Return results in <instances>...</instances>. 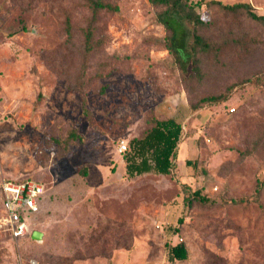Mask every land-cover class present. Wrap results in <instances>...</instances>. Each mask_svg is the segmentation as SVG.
<instances>
[{
	"label": "rangeland",
	"instance_id": "rangeland-1",
	"mask_svg": "<svg viewBox=\"0 0 264 264\" xmlns=\"http://www.w3.org/2000/svg\"><path fill=\"white\" fill-rule=\"evenodd\" d=\"M99 1L0 0V181L47 191L29 238L0 231V264H264V23L221 6L264 0H189L211 45L196 69L164 5ZM156 116L182 124L174 167L129 175L119 141Z\"/></svg>",
	"mask_w": 264,
	"mask_h": 264
},
{
	"label": "trees",
	"instance_id": "trees-1",
	"mask_svg": "<svg viewBox=\"0 0 264 264\" xmlns=\"http://www.w3.org/2000/svg\"><path fill=\"white\" fill-rule=\"evenodd\" d=\"M154 4L164 5L165 8L158 13V19L171 31L169 36V50L176 61L181 65L191 63L193 69L198 66L196 56L198 50H208L211 45L206 38L192 29L194 26L204 24L201 14L189 0H151ZM221 4L219 1H216ZM93 7L98 10L109 5L99 0H92ZM228 10L244 9L253 19L264 23V15L258 14L251 3L239 2L236 4H221ZM183 70V69H182ZM81 98L83 110L86 111L87 99L82 82H77L73 87ZM224 95L207 96L204 102L219 101ZM182 133V124L175 117H153L151 127L141 136L134 137L128 143L125 151L127 157V172L129 175L142 174L154 171L161 174H169L174 167V159L177 157V148ZM188 164L192 162L187 161ZM86 173V171H84ZM193 198L206 201L200 190L193 192ZM188 248L185 243L179 242L169 248V259L186 260Z\"/></svg>",
	"mask_w": 264,
	"mask_h": 264
},
{
	"label": "built area",
	"instance_id": "built-area-1",
	"mask_svg": "<svg viewBox=\"0 0 264 264\" xmlns=\"http://www.w3.org/2000/svg\"><path fill=\"white\" fill-rule=\"evenodd\" d=\"M231 110L234 111L235 108L232 107ZM127 149L128 141L121 139L119 150L125 152ZM46 198L45 185L38 179L3 177L0 181V231L14 241L29 238Z\"/></svg>",
	"mask_w": 264,
	"mask_h": 264
},
{
	"label": "water",
	"instance_id": "water-1",
	"mask_svg": "<svg viewBox=\"0 0 264 264\" xmlns=\"http://www.w3.org/2000/svg\"><path fill=\"white\" fill-rule=\"evenodd\" d=\"M33 236L37 240H42V233L41 232L35 231Z\"/></svg>",
	"mask_w": 264,
	"mask_h": 264
}]
</instances>
